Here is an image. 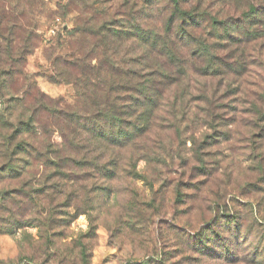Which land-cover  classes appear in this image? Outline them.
<instances>
[{
  "label": "rangeland",
  "instance_id": "1",
  "mask_svg": "<svg viewBox=\"0 0 264 264\" xmlns=\"http://www.w3.org/2000/svg\"><path fill=\"white\" fill-rule=\"evenodd\" d=\"M180 1L203 20L172 22L175 80L149 132L109 159L118 165L113 174L91 175L72 162L57 172L37 161L19 177L0 173V264H83L80 246L87 264H264V0ZM18 2V11L43 13L39 48L25 72L47 105L62 110L75 104V91L56 77L53 63L79 46L71 31L83 19L95 31L118 26L137 11L136 0ZM169 3L154 0L151 29ZM240 24L244 34L232 27ZM92 42L81 40L75 54L95 65L92 55L101 49ZM203 43L207 55L199 54ZM152 56L159 58L156 51ZM38 119L41 137L60 144L59 119L45 111ZM2 127L0 137L7 133ZM46 188L55 194L44 197ZM227 216L239 234L223 233ZM211 225L231 254L220 246L203 254ZM198 233L202 239H193Z\"/></svg>",
  "mask_w": 264,
  "mask_h": 264
},
{
  "label": "trees",
  "instance_id": "2",
  "mask_svg": "<svg viewBox=\"0 0 264 264\" xmlns=\"http://www.w3.org/2000/svg\"><path fill=\"white\" fill-rule=\"evenodd\" d=\"M18 1L0 0V123L2 130L7 131L0 137V155L6 153L0 173L19 177L21 169L30 168L33 161L45 167L52 165L51 169L59 172L64 166L62 162H72L91 175L108 177L118 168L109 159L149 132L170 89L168 84L175 80L169 71L170 66L177 67L174 52L168 45L172 22L180 20L184 26H189L203 19L184 7L180 0H169V11L160 14L159 25L151 29L154 0H136V13L120 21L118 26L105 23L95 31L89 27L88 20H81L70 36L76 38L79 46L81 40L88 41L91 37L92 44L101 52L92 55L97 58L95 65H91L87 55L82 61L77 59L75 52L81 50L79 46L72 48L68 56L54 59L56 77L72 85L75 91V104L62 110L58 105L52 108L47 105L51 101L25 72L27 58L39 48V19L43 13L31 11V7L29 11H18L21 5ZM123 1L126 5L129 0ZM208 18L216 23L210 14ZM85 24L90 29L84 28ZM232 27L238 34L245 33L242 24ZM180 38L182 43H187L190 36L183 33ZM208 50L203 43L199 54L207 55ZM154 51L159 56L155 61L152 60L155 59ZM103 55H110L111 59L105 61V57L101 58ZM42 111L59 119V124H55L61 135L60 144L46 141L39 134L38 130L44 128L38 119ZM32 154L38 157L31 159ZM61 186L67 188L65 183ZM51 189L53 192L54 188ZM46 190L41 191L44 197L55 194H47ZM227 218L228 226L223 233L231 237L238 226L234 217ZM213 226L206 228L210 236L205 237L201 251L209 254L214 246H220L225 253L231 254V246L212 229ZM238 230L235 235L239 234ZM202 236L198 233L193 239L201 240ZM80 248V260L87 264V250L84 246Z\"/></svg>",
  "mask_w": 264,
  "mask_h": 264
},
{
  "label": "built area",
  "instance_id": "3",
  "mask_svg": "<svg viewBox=\"0 0 264 264\" xmlns=\"http://www.w3.org/2000/svg\"><path fill=\"white\" fill-rule=\"evenodd\" d=\"M57 22H58V20H57ZM49 33L53 34V33H54V31H52V30H51Z\"/></svg>",
  "mask_w": 264,
  "mask_h": 264
}]
</instances>
